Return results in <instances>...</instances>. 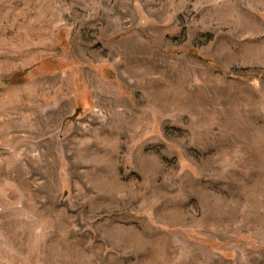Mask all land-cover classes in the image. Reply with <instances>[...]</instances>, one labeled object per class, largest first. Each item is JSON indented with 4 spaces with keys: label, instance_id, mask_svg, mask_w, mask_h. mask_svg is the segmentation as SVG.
<instances>
[{
    "label": "rangeland",
    "instance_id": "374dc122",
    "mask_svg": "<svg viewBox=\"0 0 264 264\" xmlns=\"http://www.w3.org/2000/svg\"><path fill=\"white\" fill-rule=\"evenodd\" d=\"M0 264H264V0H0Z\"/></svg>",
    "mask_w": 264,
    "mask_h": 264
},
{
    "label": "trees",
    "instance_id": "16d2710c",
    "mask_svg": "<svg viewBox=\"0 0 264 264\" xmlns=\"http://www.w3.org/2000/svg\"><path fill=\"white\" fill-rule=\"evenodd\" d=\"M24 73H17L15 75L12 76L11 78V82H21L22 80H19V78H17L19 75H23Z\"/></svg>",
    "mask_w": 264,
    "mask_h": 264
}]
</instances>
